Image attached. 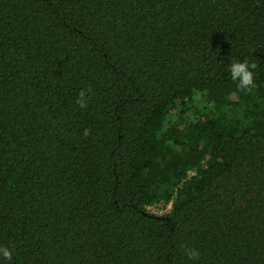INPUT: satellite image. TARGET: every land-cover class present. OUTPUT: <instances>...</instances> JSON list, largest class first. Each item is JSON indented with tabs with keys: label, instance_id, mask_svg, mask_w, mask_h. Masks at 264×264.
Instances as JSON below:
<instances>
[{
	"label": "trees",
	"instance_id": "trees-1",
	"mask_svg": "<svg viewBox=\"0 0 264 264\" xmlns=\"http://www.w3.org/2000/svg\"><path fill=\"white\" fill-rule=\"evenodd\" d=\"M0 246L264 264V0H0Z\"/></svg>",
	"mask_w": 264,
	"mask_h": 264
},
{
	"label": "clouds",
	"instance_id": "clouds-1",
	"mask_svg": "<svg viewBox=\"0 0 264 264\" xmlns=\"http://www.w3.org/2000/svg\"><path fill=\"white\" fill-rule=\"evenodd\" d=\"M256 64L252 63L251 65L248 63L247 60L243 62H233L229 65V72L231 75V79L233 81H237V88L244 92H249L252 90L254 86V79H253V72L250 69H255ZM91 90H81L78 94V98L76 100L77 105L80 108H86L87 107V92H90ZM88 130L85 129L83 132V135L87 136ZM187 258L189 260H195L199 258V252L195 249H187L186 253ZM0 257H2L4 260L10 261L12 259V251L8 247L0 246Z\"/></svg>",
	"mask_w": 264,
	"mask_h": 264
},
{
	"label": "rangeland",
	"instance_id": "rangeland-1",
	"mask_svg": "<svg viewBox=\"0 0 264 264\" xmlns=\"http://www.w3.org/2000/svg\"><path fill=\"white\" fill-rule=\"evenodd\" d=\"M150 210H151V212H154L157 214H163L166 211V209L160 208V207H158V208L151 207Z\"/></svg>",
	"mask_w": 264,
	"mask_h": 264
},
{
	"label": "built area",
	"instance_id": "built-area-1",
	"mask_svg": "<svg viewBox=\"0 0 264 264\" xmlns=\"http://www.w3.org/2000/svg\"><path fill=\"white\" fill-rule=\"evenodd\" d=\"M147 208L150 210L151 207H147ZM169 208H170V205H168L165 209L168 210Z\"/></svg>",
	"mask_w": 264,
	"mask_h": 264
}]
</instances>
